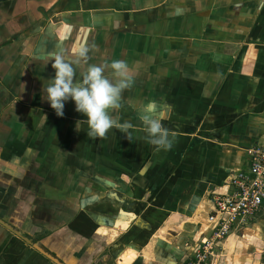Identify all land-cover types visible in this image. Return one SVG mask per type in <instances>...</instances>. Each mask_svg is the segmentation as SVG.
I'll list each match as a JSON object with an SVG mask.
<instances>
[{
	"label": "crops",
	"instance_id": "1",
	"mask_svg": "<svg viewBox=\"0 0 264 264\" xmlns=\"http://www.w3.org/2000/svg\"><path fill=\"white\" fill-rule=\"evenodd\" d=\"M81 45L77 79L88 64L135 70L111 112L132 141L91 139L73 100L59 117L42 99L50 54ZM146 109L171 150L148 142ZM251 146L264 147V0H0V217L65 264L192 261ZM215 252L203 264H264V200ZM0 264L56 263L0 224Z\"/></svg>",
	"mask_w": 264,
	"mask_h": 264
},
{
	"label": "clouds",
	"instance_id": "2",
	"mask_svg": "<svg viewBox=\"0 0 264 264\" xmlns=\"http://www.w3.org/2000/svg\"><path fill=\"white\" fill-rule=\"evenodd\" d=\"M88 53L89 48L83 45L73 47L72 58H66L63 53H51L55 76L42 85V99L50 103L59 117L64 116L65 102L73 100L75 110L87 117V136L91 139H107L109 130L116 128L132 141L131 125L118 123L111 112L122 107L123 93L132 87L136 72L125 60H114L109 65L88 64L77 79L81 60L87 63ZM106 68L110 70V76L105 74ZM140 119L146 127L148 142L158 149L171 150L173 139L162 121L156 119L150 109H146ZM76 130H81L79 121Z\"/></svg>",
	"mask_w": 264,
	"mask_h": 264
},
{
	"label": "built area",
	"instance_id": "3",
	"mask_svg": "<svg viewBox=\"0 0 264 264\" xmlns=\"http://www.w3.org/2000/svg\"><path fill=\"white\" fill-rule=\"evenodd\" d=\"M246 152L250 160L248 170L229 176V183L233 186L231 192L213 193V208L207 217L210 232L196 246L193 260L186 264L209 263L217 244L235 225L248 224L264 200V147L251 146Z\"/></svg>",
	"mask_w": 264,
	"mask_h": 264
},
{
	"label": "water",
	"instance_id": "4",
	"mask_svg": "<svg viewBox=\"0 0 264 264\" xmlns=\"http://www.w3.org/2000/svg\"><path fill=\"white\" fill-rule=\"evenodd\" d=\"M0 224L2 226H4L5 228H7L8 230L15 232L16 234H18L19 236H21V238H23V240H25L26 242H28L29 244L33 245L35 248H37L38 250H40L42 253H44L48 258H50L51 260H53L56 264H65L64 262H62L58 257H56L55 255L51 254L49 251H47L45 249V247L37 242L34 241L31 237L27 236V235H23L21 234L18 230H16L10 223H8L7 221H5L4 219H2L0 217Z\"/></svg>",
	"mask_w": 264,
	"mask_h": 264
}]
</instances>
